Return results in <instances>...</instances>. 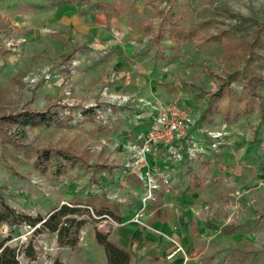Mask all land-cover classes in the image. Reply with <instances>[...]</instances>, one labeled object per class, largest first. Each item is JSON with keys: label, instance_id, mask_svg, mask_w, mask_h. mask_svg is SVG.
Returning a JSON list of instances; mask_svg holds the SVG:
<instances>
[{"label": "rangeland", "instance_id": "1", "mask_svg": "<svg viewBox=\"0 0 264 264\" xmlns=\"http://www.w3.org/2000/svg\"><path fill=\"white\" fill-rule=\"evenodd\" d=\"M263 20L264 0H0V117L50 105L59 119L23 129L0 122L5 201L20 213L47 216L61 204L83 209L95 194L96 206L104 199L120 205L125 226L159 234L149 226L152 200H143L140 170L125 164L155 119L151 105L177 103L194 119L188 135L197 150L177 159L183 170L163 182L159 210L171 208L176 222L184 217L185 264H264V119L242 76H264V42L253 39ZM171 24L194 37L176 41ZM230 74L238 78L200 120ZM258 90L264 114V82ZM44 149L77 158L51 157L42 171L36 153ZM75 216L86 219L87 233L112 226L83 211ZM225 225L233 231L222 233ZM82 228L78 244L94 248ZM0 236L10 237L19 264L54 257L71 264L75 256L57 246L55 233L26 224L0 223ZM28 245L34 259L24 256ZM91 259L98 264L95 252Z\"/></svg>", "mask_w": 264, "mask_h": 264}, {"label": "trees", "instance_id": "2", "mask_svg": "<svg viewBox=\"0 0 264 264\" xmlns=\"http://www.w3.org/2000/svg\"><path fill=\"white\" fill-rule=\"evenodd\" d=\"M169 29L174 31L171 33L176 36V41L188 42L194 37L192 30L184 29L178 25H169ZM264 20L258 24L254 34L255 41L264 42ZM217 38V36H213ZM245 80L246 94L249 98L258 100V108L260 110V121L264 119L263 110V97L258 90L261 83L264 82V76L261 72L250 71L242 75ZM238 78L236 74H230L226 78H223L216 91L210 94L208 99L207 108L200 113V120L205 117L208 112H211L216 102L219 101L225 94L224 86L228 85L231 80ZM57 112L51 111V106L48 105L42 110L33 109L29 107L22 108L21 110L14 111L7 115L0 117V122L7 124H16L19 128L26 127L36 128L48 125H54L59 123V119L56 117ZM6 134V132H4ZM8 139L12 142L13 138L8 136ZM14 142V141H13ZM64 156L69 160H76V156L71 154L65 149H53V150H39L36 153V167L44 171L46 164L51 157ZM140 184L141 182L138 181ZM97 196L92 195L87 204H84L83 209L74 205L61 204L54 208L47 216H31L25 213L16 211L10 206L4 199V189L0 187V223H4L7 226H15L26 224L32 227L33 232L47 231L56 234V243L58 247H67L71 251L77 250L79 242V231L86 223V219H77L75 216L80 212L89 213L92 217L108 215L116 221L121 218L119 212V204L110 202L107 199L100 201L96 206L95 200ZM90 208V209H89ZM233 231L232 225H225L221 228L222 233H229ZM95 241L104 250L107 264H130L131 254L127 249L119 247L109 238L108 233H101L98 230L95 231ZM10 237L0 236V264H19L18 251L15 247L8 244ZM24 256L28 259L35 258V252L31 245H28L24 251ZM50 264H63L58 257H54Z\"/></svg>", "mask_w": 264, "mask_h": 264}, {"label": "crops", "instance_id": "3", "mask_svg": "<svg viewBox=\"0 0 264 264\" xmlns=\"http://www.w3.org/2000/svg\"><path fill=\"white\" fill-rule=\"evenodd\" d=\"M192 156L193 155H189L185 144L182 143H174V146L171 149L163 146L158 147L156 151H153L151 154H148L146 156V165L144 164L141 168H139V173H136L138 177L137 182L140 181L141 184L139 182L138 183L140 185H143L144 187L142 175L145 169L151 167L154 170V175L156 176L158 187L157 189H155L153 198L151 199V208L153 214L150 219L149 226L152 227L155 231H158L159 234H156V232L152 233V231L147 230L145 232V229H143L144 232L141 233L137 225L136 227L125 226L119 206L121 218L118 222L120 224L109 226V229L106 231V233L109 234L110 240L116 243L119 247L127 249L130 252V264H182L183 256L180 254L175 255L172 260L167 259L168 253L173 248V246H170V242H172V244L173 242H178L180 241L179 238L182 239V246L186 255L188 254L187 257L189 258V253H187L188 247L186 246V240L184 239L190 236V233L186 222L183 220L184 217H179V221L176 222L173 219V210H171V208H169V210L166 212L160 211L159 208H161V206L163 205V191L166 190V187L163 183V177L171 179L170 177L172 175L178 180V171L183 170V167L179 166L180 163L178 164L177 159H189ZM181 203L182 205L186 206L185 200ZM175 204L177 206L180 205L178 202H176ZM179 212L181 213V211ZM81 232L86 234V240L90 242L92 246H94V248L79 243L77 247L79 250L78 253H75V251H70L75 255L73 256V258L69 256V258H72V262L70 263L96 264V262L93 263L94 261L93 259H91L93 252H95L98 255V264H107L102 248H100L96 244L94 230L87 233V231H85V228H82ZM91 260L92 262H87Z\"/></svg>", "mask_w": 264, "mask_h": 264}, {"label": "built area", "instance_id": "4", "mask_svg": "<svg viewBox=\"0 0 264 264\" xmlns=\"http://www.w3.org/2000/svg\"><path fill=\"white\" fill-rule=\"evenodd\" d=\"M151 111L155 114V119L153 120L149 131L143 137L140 146L134 148L135 151L131 161H128L125 164V168L131 172L140 168L143 163L146 162V156L153 151H156L158 147L163 146L171 149L174 146V143H182L185 144L190 156L194 155L197 150V142L193 140L191 135H188L189 129L194 123V119L184 107L177 103H155L154 105H151ZM215 137L216 135L209 134L210 139H215ZM205 141L207 142L208 140L203 139L201 142ZM211 141L212 143H210V147L216 148L218 143L213 140ZM142 178L145 188L143 200H151L155 189L158 187L154 170L151 167L145 169ZM163 182L168 183L169 179L163 177ZM93 217L98 220L103 219L102 224L99 222L100 226H103V224L107 222L112 225L120 224L108 215H93ZM135 220L139 222L137 219ZM144 226L147 227V225ZM173 245L172 250L167 255V259H171L175 254L181 253L183 256L182 264H185L187 256L185 255L182 246L178 242H173Z\"/></svg>", "mask_w": 264, "mask_h": 264}]
</instances>
